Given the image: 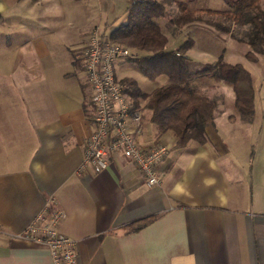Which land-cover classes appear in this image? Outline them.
Wrapping results in <instances>:
<instances>
[{"label":"crops","instance_id":"crops-1","mask_svg":"<svg viewBox=\"0 0 264 264\" xmlns=\"http://www.w3.org/2000/svg\"><path fill=\"white\" fill-rule=\"evenodd\" d=\"M84 1L0 0V264H54L10 237L46 208L64 212L77 264H264V161L250 164L241 117L179 148L145 111L139 143L169 148L154 187L121 154L81 170L95 113L83 53L102 23Z\"/></svg>","mask_w":264,"mask_h":264},{"label":"trees","instance_id":"trees-1","mask_svg":"<svg viewBox=\"0 0 264 264\" xmlns=\"http://www.w3.org/2000/svg\"><path fill=\"white\" fill-rule=\"evenodd\" d=\"M195 1L176 3L179 15L173 20L175 27L198 22L210 24L225 34L230 33L229 26L204 19L202 13L234 24L248 25V33L243 39L251 50L246 58L256 63L258 57L264 55V0H223L229 7L224 12L193 11L188 5ZM167 2L174 0H135L127 11L126 22L111 32L110 39L141 53L134 61L145 77L152 81L166 77L163 85L149 93L143 92L135 79H122L134 109L141 112L143 118L145 111L150 112V120L159 135L171 133L176 139V147H185L191 142L204 144L207 142V128L215 123L217 102L195 88V80L218 77L230 83L235 93L234 106L242 119L249 121L253 115L250 74L242 65L227 63L223 57L202 71L192 72L186 53L193 46V41L188 40L177 51L168 49V38L155 21L166 16ZM142 226H136L135 230Z\"/></svg>","mask_w":264,"mask_h":264},{"label":"rangeland","instance_id":"rangeland-1","mask_svg":"<svg viewBox=\"0 0 264 264\" xmlns=\"http://www.w3.org/2000/svg\"><path fill=\"white\" fill-rule=\"evenodd\" d=\"M70 3L72 0H64ZM91 7L90 13L102 21L98 25V33L110 37L111 30L106 25L114 24L119 27L126 22L127 10L134 0H85ZM185 0H174L167 2L166 16L157 18L155 21L160 25L168 38V49L179 50L188 40L193 41V46L187 51L188 65L192 72L202 71L210 65L215 64L220 57L230 64H240L250 74L253 88V115L249 121L242 119L241 114L234 106L235 93L230 83L218 77H207L195 80L193 86L201 90L210 99L217 102L215 119L221 121L227 116L235 119L241 117L239 131L242 135L243 147L247 149L250 164L257 165L264 161V55L258 57V61L251 62L246 54L251 47L245 41L244 35L248 33V25H238L233 22L224 21L219 17L203 14L204 19L218 21L230 27V33L225 34L207 23L194 22L183 27H175L173 20L179 15V8L176 3ZM189 9L193 11H218L224 12L229 7L223 0H197L189 3ZM94 7V8H93ZM102 17V18H101ZM243 39V40H242ZM130 52L131 57L120 59L116 62L115 72L117 77L133 78L137 81L143 92L149 93L153 89L163 85L166 77L161 76L152 81L145 77L139 70L134 58L140 56V52L123 46ZM143 115V114H142ZM143 122V121H142ZM219 124V123H218Z\"/></svg>","mask_w":264,"mask_h":264},{"label":"built area","instance_id":"built-area-1","mask_svg":"<svg viewBox=\"0 0 264 264\" xmlns=\"http://www.w3.org/2000/svg\"><path fill=\"white\" fill-rule=\"evenodd\" d=\"M128 57H131L128 49L112 42L110 37L100 36L97 31L89 37L83 53V69L92 90L94 130L87 142L81 170L89 165L95 171L106 170L110 154H121L131 159L144 175L146 184L154 187L160 183L157 166L169 148L161 143L144 147L137 139L143 115L134 109L125 84L115 72L116 62ZM64 217L62 210L46 208L23 232L10 237L48 248L54 264H77L76 241L59 231Z\"/></svg>","mask_w":264,"mask_h":264},{"label":"clouds","instance_id":"clouds-1","mask_svg":"<svg viewBox=\"0 0 264 264\" xmlns=\"http://www.w3.org/2000/svg\"><path fill=\"white\" fill-rule=\"evenodd\" d=\"M152 183H155V180H153ZM214 183H215V180H213V179H207V180H205V184L208 185V186H210V185H212ZM172 194L174 196L188 195L185 187L183 185H181V184H177L174 187V189L172 190ZM217 195H220V193L218 192ZM221 199L223 200V197L222 196H221Z\"/></svg>","mask_w":264,"mask_h":264}]
</instances>
